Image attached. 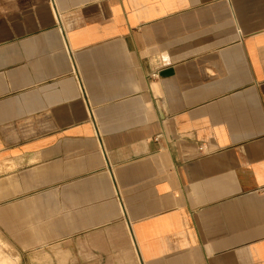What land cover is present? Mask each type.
Instances as JSON below:
<instances>
[{"label":"crops","instance_id":"0c3cea01","mask_svg":"<svg viewBox=\"0 0 264 264\" xmlns=\"http://www.w3.org/2000/svg\"><path fill=\"white\" fill-rule=\"evenodd\" d=\"M0 264H264V0H0Z\"/></svg>","mask_w":264,"mask_h":264},{"label":"built area","instance_id":"2783aa9c","mask_svg":"<svg viewBox=\"0 0 264 264\" xmlns=\"http://www.w3.org/2000/svg\"><path fill=\"white\" fill-rule=\"evenodd\" d=\"M151 76H154L153 74Z\"/></svg>","mask_w":264,"mask_h":264}]
</instances>
